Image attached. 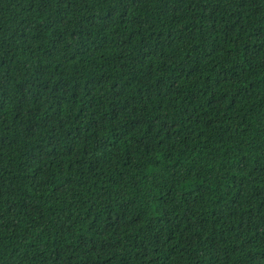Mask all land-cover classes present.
<instances>
[{"label":"trees","instance_id":"trees-1","mask_svg":"<svg viewBox=\"0 0 264 264\" xmlns=\"http://www.w3.org/2000/svg\"><path fill=\"white\" fill-rule=\"evenodd\" d=\"M0 264H264V0H0Z\"/></svg>","mask_w":264,"mask_h":264}]
</instances>
